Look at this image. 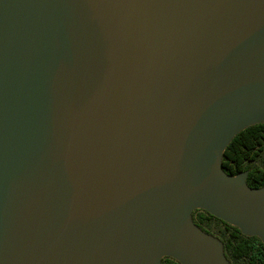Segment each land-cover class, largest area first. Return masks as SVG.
I'll list each match as a JSON object with an SVG mask.
<instances>
[{
  "label": "water",
  "instance_id": "1",
  "mask_svg": "<svg viewBox=\"0 0 264 264\" xmlns=\"http://www.w3.org/2000/svg\"><path fill=\"white\" fill-rule=\"evenodd\" d=\"M261 121L264 0H0V264H228L191 213L264 239Z\"/></svg>",
  "mask_w": 264,
  "mask_h": 264
},
{
  "label": "trees",
  "instance_id": "2",
  "mask_svg": "<svg viewBox=\"0 0 264 264\" xmlns=\"http://www.w3.org/2000/svg\"><path fill=\"white\" fill-rule=\"evenodd\" d=\"M222 169L229 175L246 172L250 188H264V121L248 125L236 133L222 156ZM193 210V222L222 244L228 264H264V239L245 233L234 225L202 208ZM220 223L217 232L212 231ZM162 264H182L166 255Z\"/></svg>",
  "mask_w": 264,
  "mask_h": 264
},
{
  "label": "rangeland",
  "instance_id": "3",
  "mask_svg": "<svg viewBox=\"0 0 264 264\" xmlns=\"http://www.w3.org/2000/svg\"><path fill=\"white\" fill-rule=\"evenodd\" d=\"M194 209H195V210H203L202 207H195ZM194 209H193V210H194ZM193 210H192V211H193ZM191 214H192V213H191ZM219 226H220V223H218L217 225H215L214 228H212L211 230L214 231V232H217V229L219 228ZM208 235H210V234H208ZM210 236L213 237V238H215V237L212 236V235H210ZM215 239H216V238H215ZM217 240H218V239H217ZM164 256H166V255H163V256L161 257V260L164 258ZM173 258H175V257H173ZM175 259H176V258H175ZM177 260H178V259H177ZM161 264H162V261H161Z\"/></svg>",
  "mask_w": 264,
  "mask_h": 264
},
{
  "label": "bare ground",
  "instance_id": "4",
  "mask_svg": "<svg viewBox=\"0 0 264 264\" xmlns=\"http://www.w3.org/2000/svg\"><path fill=\"white\" fill-rule=\"evenodd\" d=\"M234 133L235 131H233L228 137L231 138V136H233Z\"/></svg>",
  "mask_w": 264,
  "mask_h": 264
}]
</instances>
